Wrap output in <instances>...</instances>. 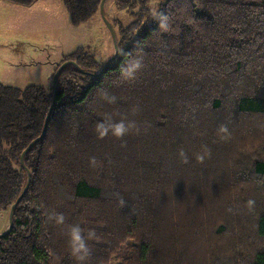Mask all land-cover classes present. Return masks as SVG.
Masks as SVG:
<instances>
[{
    "label": "trees",
    "instance_id": "trees-1",
    "mask_svg": "<svg viewBox=\"0 0 264 264\" xmlns=\"http://www.w3.org/2000/svg\"><path fill=\"white\" fill-rule=\"evenodd\" d=\"M100 1L62 0L73 25L99 12ZM118 2L140 7L119 25L118 53L103 72L90 74L103 65L81 47L66 56L89 74L73 64L58 74L45 134L24 154L30 183L0 237V264H264V127L256 135L245 124L264 116V0H163L154 12L147 0ZM134 58L141 67L125 78ZM221 86L226 96L214 90ZM51 99L41 85L0 82V210L8 214L27 181L20 154L40 135ZM106 116L134 122L137 142L100 136ZM189 139L192 161L180 155ZM205 149L224 162H203ZM192 176L181 198L177 189ZM74 224L86 238L95 231L83 262L71 251Z\"/></svg>",
    "mask_w": 264,
    "mask_h": 264
},
{
    "label": "rangeland",
    "instance_id": "rangeland-1",
    "mask_svg": "<svg viewBox=\"0 0 264 264\" xmlns=\"http://www.w3.org/2000/svg\"><path fill=\"white\" fill-rule=\"evenodd\" d=\"M118 1L120 0H106L103 11L104 15L113 26L117 36L120 29L119 25L124 26L133 22L135 19L134 15L136 16V12L140 7L138 5L119 7ZM162 1L163 0H147V7L154 12L158 4ZM79 47L93 55L100 66L114 55L115 49L111 33L101 16L100 10L88 21L80 25H73L62 0H39L36 4L34 3L27 7L0 0L1 83L19 88L35 84L41 85L50 93L52 92L55 70L63 61L70 60L68 59L69 57H66L67 54ZM112 53L113 55L111 56ZM211 54L212 53H210V55ZM210 65L212 64H209L207 67H210ZM211 74H214L212 70L211 72H203L199 74V76L201 75V79H209L212 76ZM180 82H182L184 86L187 85L190 80L188 82V79L186 81L182 79ZM214 90L217 92L221 90L222 94L224 93L223 86L218 87V89L216 87ZM223 95L226 96V94ZM227 101L229 102L230 99L227 98ZM197 120L198 119L194 116V126L197 125ZM243 122H245V118H243L241 123H238V126L243 124ZM245 124L250 127L253 125L257 126L259 129L258 132H256L257 135L263 130L264 116L253 117V124L251 121ZM126 135L128 140H132L133 143H136L139 138L138 133L136 132L135 134V130L133 129H129ZM260 135V140H262V133ZM239 140L240 139H238V141ZM257 140L259 141V139ZM188 141L189 146L183 150V152H186L188 160L192 161L191 155L196 152V145L195 143H191L194 141L190 139ZM242 142L243 141H240L238 144H242ZM249 144L251 143H248V145ZM135 146L134 150L136 154L139 155V151L142 149L141 142H139L138 146L137 144H135ZM164 146L166 147V145ZM255 146L257 147L259 145L255 144ZM220 147L223 148L222 146ZM204 151L207 153V160L203 162L211 163L213 161L211 164L221 165L225 160L223 156L224 153L218 156L219 151L218 153L211 152L210 155L208 154V149ZM134 155L135 154L129 155L131 158V165H134L132 164L135 159ZM164 155L163 153L160 159H164ZM189 164L192 167L195 165L194 162H190ZM189 168L192 171L193 168ZM107 175L112 177L117 176L112 169L108 170ZM182 177H189V174L183 173ZM193 178L194 176L190 177L191 182H187L185 186L180 185L177 189L181 198L188 193L185 191L187 188H190L189 192H192L193 188H191V186L193 185L192 183L195 182ZM247 179L250 183L254 180L253 177L250 176H247ZM258 182L259 186H261L259 177ZM207 186L210 188L212 187L210 183ZM248 188L249 185L247 186V189ZM180 203L185 205L182 201H180ZM8 225V213L0 210V233L5 232Z\"/></svg>",
    "mask_w": 264,
    "mask_h": 264
},
{
    "label": "clouds",
    "instance_id": "clouds-1",
    "mask_svg": "<svg viewBox=\"0 0 264 264\" xmlns=\"http://www.w3.org/2000/svg\"><path fill=\"white\" fill-rule=\"evenodd\" d=\"M141 67V60L139 58H134L125 68L122 69V74L125 78H134L136 72ZM109 102L114 101V97H108ZM134 126V122H125L123 119L119 121H112L110 116H106L105 120H101L97 124V132L100 136H104L111 132L117 138L123 137L131 127ZM180 155L183 158H187L183 152L180 151ZM123 203V201H121ZM52 219L53 217H49ZM54 219L57 224L64 223L63 214H54ZM71 235V251L76 259L83 262L87 255L89 254L88 239H91L95 235L94 229L87 230V238L85 236L84 229L80 224H74L70 229Z\"/></svg>",
    "mask_w": 264,
    "mask_h": 264
},
{
    "label": "water",
    "instance_id": "water-1",
    "mask_svg": "<svg viewBox=\"0 0 264 264\" xmlns=\"http://www.w3.org/2000/svg\"><path fill=\"white\" fill-rule=\"evenodd\" d=\"M106 0H101L100 1V12H101V16L105 22V24L107 25V27L109 28L110 30V33H111V37H112V40H113V45H114V49H115V52H114V55L112 57H110L105 63L104 65L102 66V68L100 69V71H98L97 73H91L92 75H95V76H98L100 75L103 70L105 69V67L109 64V62L111 61V59L117 54L118 52V46H117V43H116V33L113 29V26L111 25V23L108 21V19L106 18V16L104 15L103 13V8H104V3H105ZM68 64H73L75 65V67L80 71L81 69L79 68L78 64L73 61V60H65L63 61L58 67L57 69L55 70L54 72V75H53V82H52V99H51V103H50V106L48 108V111H47V114L45 116V119H44V123H43V128H42V131L40 133L39 136H37L36 138H34L26 147L25 149L21 152L20 154V157H19V162L20 164L25 168L26 172H27V181L25 183V186L23 187L22 189V192L20 193V195L16 198V200L14 201V203L11 205L10 207V210H9V214H8V217H9V225H8V228L5 232L3 233H0V237L1 236H4L5 234L9 233L12 226H13V220H12V217H13V209L14 207L16 206V204L20 201L21 197L23 196V194L25 193V191L27 190L28 186H29V183H30V171L29 169L24 165V154L33 146L34 143H36L37 141H39L40 139L43 138L44 134H45V131H46V128H47V124H48V120H49V117L51 115V112H52V109H53V106L55 104V101H56V94H57V78H58V74L59 72L61 71V69L63 67H65L66 65ZM83 71V70H82ZM84 73H88V71H84Z\"/></svg>",
    "mask_w": 264,
    "mask_h": 264
},
{
    "label": "bare ground",
    "instance_id": "bare-ground-1",
    "mask_svg": "<svg viewBox=\"0 0 264 264\" xmlns=\"http://www.w3.org/2000/svg\"><path fill=\"white\" fill-rule=\"evenodd\" d=\"M103 11H104V8H103ZM118 53V52H117ZM104 65V64H103ZM79 68L81 69L80 71L82 72V73H84V70L82 71V68L79 66ZM102 68V67H101ZM106 68V67H105ZM100 71V70H99ZM17 205V204H16ZM12 220H13V217H12Z\"/></svg>",
    "mask_w": 264,
    "mask_h": 264
},
{
    "label": "crops",
    "instance_id": "crops-1",
    "mask_svg": "<svg viewBox=\"0 0 264 264\" xmlns=\"http://www.w3.org/2000/svg\"><path fill=\"white\" fill-rule=\"evenodd\" d=\"M38 1H39V0H37V1L35 2V4H36ZM11 4H12V3H11ZM33 4H34V3H33ZM33 4H32V5H33Z\"/></svg>",
    "mask_w": 264,
    "mask_h": 264
}]
</instances>
